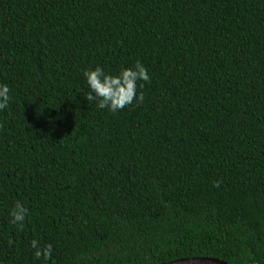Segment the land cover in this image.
<instances>
[{"label":"trees","instance_id":"trees-1","mask_svg":"<svg viewBox=\"0 0 264 264\" xmlns=\"http://www.w3.org/2000/svg\"><path fill=\"white\" fill-rule=\"evenodd\" d=\"M136 60L142 102L86 100ZM0 82V264H264V0H0Z\"/></svg>","mask_w":264,"mask_h":264},{"label":"clouds","instance_id":"clouds-1","mask_svg":"<svg viewBox=\"0 0 264 264\" xmlns=\"http://www.w3.org/2000/svg\"><path fill=\"white\" fill-rule=\"evenodd\" d=\"M83 77L88 89L86 100L95 102L96 107L116 113L125 107L132 105L135 101L140 103L144 100V93L140 91L144 84L150 81L148 68L142 61L136 60L131 66H122L117 71H106L103 67L96 65L84 70ZM11 89L7 83L0 82V111L9 105ZM28 209L20 203H16L10 211L11 223L22 225L26 220ZM31 248L37 259L45 261L51 256L53 246L51 244L42 246L40 242L33 239Z\"/></svg>","mask_w":264,"mask_h":264},{"label":"water","instance_id":"water-1","mask_svg":"<svg viewBox=\"0 0 264 264\" xmlns=\"http://www.w3.org/2000/svg\"><path fill=\"white\" fill-rule=\"evenodd\" d=\"M163 264H228V263L215 258H188V259L175 260Z\"/></svg>","mask_w":264,"mask_h":264}]
</instances>
